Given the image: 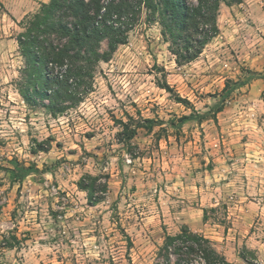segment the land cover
Wrapping results in <instances>:
<instances>
[{"label": "rangeland", "instance_id": "1", "mask_svg": "<svg viewBox=\"0 0 264 264\" xmlns=\"http://www.w3.org/2000/svg\"><path fill=\"white\" fill-rule=\"evenodd\" d=\"M0 3V264H154L183 225L229 264H264V0L221 4L218 34L181 66L142 8L62 115L20 94L16 37L40 4ZM119 120L139 125L129 147ZM15 161L32 167L21 181ZM86 174L107 179L94 205L78 186Z\"/></svg>", "mask_w": 264, "mask_h": 264}, {"label": "trees", "instance_id": "2", "mask_svg": "<svg viewBox=\"0 0 264 264\" xmlns=\"http://www.w3.org/2000/svg\"><path fill=\"white\" fill-rule=\"evenodd\" d=\"M242 0H48L37 11L21 21L22 32L16 41L26 62V80L20 94L28 102L48 100L53 115H62L69 108L66 99L80 101L87 93L98 63L107 62L119 45L126 44L129 31L139 19L142 8L146 20L157 22L174 61L181 66L195 60L215 37L219 28L217 16L221 4L230 6ZM1 4V3H0ZM102 42L106 48L101 49ZM168 91L170 88L162 84ZM82 88V90H80ZM230 89L224 87L221 100ZM179 101L187 103L181 98ZM221 109L216 105L215 112ZM192 115H184L182 122ZM145 122L151 123L147 119ZM123 145L130 141L139 125L119 120ZM177 125V127H178ZM151 130L152 126H146ZM21 181L32 167L14 162L9 169ZM86 174L78 186L87 192L92 205L108 190L107 179ZM101 179V180H100ZM97 193L102 194L97 196ZM203 218L207 210L203 209ZM246 259L244 254H241ZM154 264H229L224 254L204 234L183 225L176 233L165 232Z\"/></svg>", "mask_w": 264, "mask_h": 264}, {"label": "crops", "instance_id": "3", "mask_svg": "<svg viewBox=\"0 0 264 264\" xmlns=\"http://www.w3.org/2000/svg\"><path fill=\"white\" fill-rule=\"evenodd\" d=\"M48 0H30V3L28 4V7L26 10L20 9V13H28L30 11H33L41 2H47ZM19 16V15H17Z\"/></svg>", "mask_w": 264, "mask_h": 264}]
</instances>
